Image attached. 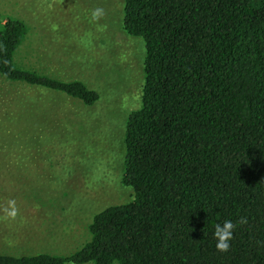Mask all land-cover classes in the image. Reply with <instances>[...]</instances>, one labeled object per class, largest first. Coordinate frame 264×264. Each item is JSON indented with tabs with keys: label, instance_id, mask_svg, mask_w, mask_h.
<instances>
[{
	"label": "trees",
	"instance_id": "16d2710c",
	"mask_svg": "<svg viewBox=\"0 0 264 264\" xmlns=\"http://www.w3.org/2000/svg\"><path fill=\"white\" fill-rule=\"evenodd\" d=\"M144 44L140 106L123 133L129 202L92 217L68 256L0 264H264V0H123ZM28 28L0 23V77L92 106L98 94L18 66ZM218 252L216 224H234Z\"/></svg>",
	"mask_w": 264,
	"mask_h": 264
},
{
	"label": "rangeland",
	"instance_id": "374dc122",
	"mask_svg": "<svg viewBox=\"0 0 264 264\" xmlns=\"http://www.w3.org/2000/svg\"><path fill=\"white\" fill-rule=\"evenodd\" d=\"M105 16L90 23L91 10ZM123 0H0L28 28L13 60L98 94L92 106L0 77V253L68 256L92 217L127 203L123 133L140 106L144 44L122 30ZM8 200L19 215L2 219ZM91 264V263H89Z\"/></svg>",
	"mask_w": 264,
	"mask_h": 264
},
{
	"label": "clouds",
	"instance_id": "9594fccd",
	"mask_svg": "<svg viewBox=\"0 0 264 264\" xmlns=\"http://www.w3.org/2000/svg\"><path fill=\"white\" fill-rule=\"evenodd\" d=\"M105 16V10L101 7H96L91 10L90 23H98ZM4 216L2 219L15 220L19 215V209L16 205L15 200H8L7 207L3 209ZM247 223L246 217H241L235 224L230 220H225L223 224H216L213 233L214 239L216 240V250L218 252H228L231 247V240L233 239V233L238 225Z\"/></svg>",
	"mask_w": 264,
	"mask_h": 264
}]
</instances>
